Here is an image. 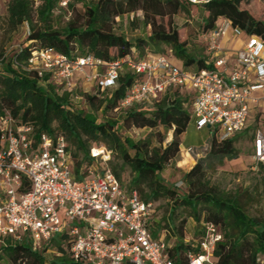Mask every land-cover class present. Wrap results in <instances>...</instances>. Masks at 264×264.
I'll return each mask as SVG.
<instances>
[{"label": "trees", "instance_id": "16d2710c", "mask_svg": "<svg viewBox=\"0 0 264 264\" xmlns=\"http://www.w3.org/2000/svg\"><path fill=\"white\" fill-rule=\"evenodd\" d=\"M60 1H9L8 17L12 28L26 21L29 30L21 44H7L8 47L6 45L0 49V116L10 115L18 124L30 125L32 147L37 146L42 134L63 136L73 155L74 172L77 175L92 161L90 148L105 146L111 151L106 166L122 186L130 191L136 190L143 201L156 204L163 198L171 200L165 219H156L155 207L149 228L153 233L164 229L167 237L174 238L169 253L176 264H187V251L196 249L193 243L195 239H184L182 227L176 228L173 223L175 210L180 205L189 209L190 216L199 224L201 234L207 222L214 223L222 232V241L214 249V262L260 264L262 260L264 264V218L249 216L235 197L211 185L206 178L207 169L220 165L224 159L237 156L233 136L219 140L213 133L206 155L197 159L184 173L187 189L183 185L167 183L161 175L164 167L180 155L181 135L189 122H193L191 97L188 94L184 96L180 87L168 88L151 103H132L123 107L121 102L129 89L142 78L126 65L119 69L114 88L103 92L96 88L79 95L56 84L50 73L39 75L37 71L27 68L31 52L41 48H53L59 53L76 56L91 54L104 61H114L131 54L132 49L137 58H143L151 52L162 54L158 46L163 44L182 59L183 67L199 70L212 66L209 53L197 57L189 52L185 41L179 38L177 25L171 23L166 28L157 18L171 17L185 10L184 3L199 4L206 12L202 18L201 31L205 44L206 34L214 28L219 18L228 19L233 27L246 35L263 38L264 19L240 7L242 0H203L201 3L193 0H97L85 5L83 23L70 21L63 28H55L50 24V17ZM137 10L143 12V23L150 26V34L132 41L116 33L112 24L116 17ZM34 15L40 21L39 25L33 21ZM145 47L150 50L143 53ZM74 96H79L86 108L78 107ZM97 108L104 112L120 110L124 113V127L154 128L162 125L172 129L171 139L165 145L159 141V145L153 146L149 139L134 141L129 136L121 137L116 121L96 120L94 110ZM112 154L121 160L122 168L131 171L130 186L122 183L120 173L109 166ZM185 155L192 160L189 154ZM186 161L184 159L182 163ZM258 164L259 168L264 169L263 163ZM178 230L180 233L175 236ZM58 237L37 251H33L27 243L13 242L7 238L4 244H0V264H78L68 254L66 238L62 235ZM53 244L56 247L53 252L55 255L47 259L44 253Z\"/></svg>", "mask_w": 264, "mask_h": 264}, {"label": "built area", "instance_id": "2783aa9c", "mask_svg": "<svg viewBox=\"0 0 264 264\" xmlns=\"http://www.w3.org/2000/svg\"><path fill=\"white\" fill-rule=\"evenodd\" d=\"M219 19L205 37L212 62L208 68L181 69L163 54L137 58L134 49L125 57L104 61L91 54L68 55L53 48L33 50L27 68L39 75L50 73L56 84L69 91L75 85V74L83 73L86 82L103 92L116 86L118 71L126 65L142 78L129 89L123 107L151 103L170 87H185L191 90L194 127L215 128V136L224 140L245 129L250 104L264 97V38L247 35L235 54L237 68L228 71L220 39L232 25L226 18ZM31 133L30 125L18 124L10 115L0 116V244L8 238L37 251L62 235L68 241L70 258L78 264H176L169 253L166 230L155 236L149 228L155 204L141 200L136 190L119 183L106 166L109 149L91 147L92 161L77 175L63 136L42 134L32 147ZM252 148L253 160L264 164L261 130L255 131ZM220 241L219 228L205 223L194 243L196 249L186 253L187 264H217L212 257Z\"/></svg>", "mask_w": 264, "mask_h": 264}, {"label": "rangeland", "instance_id": "374dc122", "mask_svg": "<svg viewBox=\"0 0 264 264\" xmlns=\"http://www.w3.org/2000/svg\"><path fill=\"white\" fill-rule=\"evenodd\" d=\"M9 1L10 0H0V49H3L7 44H21L25 40L29 30L26 21L12 28L8 17ZM96 1L97 0H68L67 4L64 5L58 3L50 17V24L55 28H63L70 21L81 24L85 19V5L92 4ZM195 1L201 3L203 0ZM184 4L186 5L185 10H180L171 17L165 16L157 19L159 22H162L166 28H168L171 23L177 25L179 28V38L185 41L188 51L195 54L197 57H201L207 52L206 44L201 35L202 18L206 16V12H204L199 4ZM240 7L247 8L257 18L264 19V0H242L240 2ZM33 21L37 23V25L40 24L36 15L33 16ZM220 21L221 20L218 19L216 23ZM112 27L116 33H121L132 41L137 37H146L150 34V26L143 23V12L141 10L125 13L122 16L116 17ZM8 45L6 47H8ZM168 48V46L160 44L158 46V51L162 52L171 64L183 69L182 59ZM148 50H150V48L145 47L143 53L148 52ZM84 72L88 73L89 71L86 68ZM74 81L75 85L71 89V91H75L74 94L79 95L82 92H91L96 89L94 85L91 86L84 80L83 73H76ZM180 89L184 96L191 94V90L185 87H181ZM254 94L258 95L257 92ZM75 100L77 101L75 104H77L78 107L86 108V104L84 102L82 103V99L79 96H76ZM94 114L98 122H103L107 119L116 121L119 135L121 137L129 136L134 141L149 139L153 146L159 145L160 142H162V145H165L172 136V129H166L162 125H157L154 128L135 126L124 127L122 124L124 113L120 110H107L104 112L101 108H97L94 110ZM214 130L215 128L207 127L197 130L193 122H189L182 136V144L183 146L191 145L194 147V152L191 153L193 161L189 159V163L187 165L183 164L182 167L177 166L180 155H178L175 160L170 161L161 171V175L167 183L173 185L174 183L182 182L184 189H187V185L183 178L184 173L195 164L197 159L203 158L206 155L213 133H215ZM256 130H261L264 134V97L258 100L255 107L250 108L245 129L233 136V143L237 149V156L232 159H224L220 165H215L213 168L207 169L206 178L211 185H215L228 196L235 197L249 216L261 219L264 218V169L259 168V164L256 163L252 157V141ZM196 153L198 155H196ZM109 166L120 173V180L122 183L130 186L129 182L132 173L129 169L122 168L121 160L115 154H112ZM98 167L100 168V166ZM171 204L172 201L166 198L158 200L155 204L156 219H165L169 214ZM60 215L63 216V213L60 212ZM175 215L173 223L176 228L182 227L183 238L189 240L193 238L195 240L191 241L196 243L201 236V231H199L198 222L190 216L189 209L185 206H177ZM179 233V230L176 231L175 236H178ZM157 234L158 233L155 231L154 235L156 236ZM166 239L171 242L174 238L166 236ZM55 248V244H53L45 251L44 256L47 259L52 258L55 255L53 254Z\"/></svg>", "mask_w": 264, "mask_h": 264}, {"label": "crops", "instance_id": "0c3cea01", "mask_svg": "<svg viewBox=\"0 0 264 264\" xmlns=\"http://www.w3.org/2000/svg\"><path fill=\"white\" fill-rule=\"evenodd\" d=\"M247 39H248V36L246 34L240 31L239 32L236 31V29L233 26L229 27L226 33L220 39V47L224 51L226 58H227L228 71L237 68V64L235 62L236 51L241 49L244 46ZM256 104L257 103H252L250 105L251 107H255ZM183 134L181 135L180 160L177 161V166L179 167H182L183 164L187 165L189 163V158H187V156L185 155L186 153L189 154L190 158H192V161H193V156L191 155V153L194 152V147L191 145L183 146L182 144ZM188 148H190V151H187ZM196 155L198 154L196 153ZM184 159H187V161L185 163H182Z\"/></svg>", "mask_w": 264, "mask_h": 264}, {"label": "water", "instance_id": "95a60500", "mask_svg": "<svg viewBox=\"0 0 264 264\" xmlns=\"http://www.w3.org/2000/svg\"><path fill=\"white\" fill-rule=\"evenodd\" d=\"M207 127H209V126H207Z\"/></svg>", "mask_w": 264, "mask_h": 264}]
</instances>
